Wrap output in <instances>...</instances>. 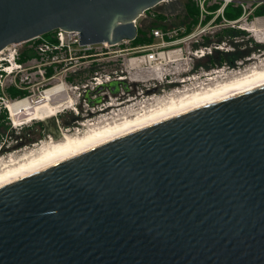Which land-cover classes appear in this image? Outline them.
Wrapping results in <instances>:
<instances>
[{
    "label": "water",
    "instance_id": "95a60500",
    "mask_svg": "<svg viewBox=\"0 0 264 264\" xmlns=\"http://www.w3.org/2000/svg\"><path fill=\"white\" fill-rule=\"evenodd\" d=\"M166 1L0 0V52L134 41ZM0 264H264V83L0 184Z\"/></svg>",
    "mask_w": 264,
    "mask_h": 264
},
{
    "label": "rangeland",
    "instance_id": "374dc122",
    "mask_svg": "<svg viewBox=\"0 0 264 264\" xmlns=\"http://www.w3.org/2000/svg\"><path fill=\"white\" fill-rule=\"evenodd\" d=\"M188 1L189 0H178L174 4L162 3L147 11L145 15L140 18L137 27V38L141 30L145 31L147 38L153 37V44L150 45L146 43L136 44V38L134 41H125L116 46H111L110 48L96 45L90 50H82L76 55H68L67 59H65L64 55H60L59 53H55L58 57L55 56L54 58L39 55L36 50L37 46L43 43H57V33L54 31L42 36L41 39L36 38L26 43L10 46V49L5 51L6 53L2 55V57L6 58L10 53L15 52V54H17V61L23 65L24 72L18 76L16 82L12 77L4 76L1 78L0 73V161L7 160L10 156L22 155L35 148L36 145L47 142L49 137L60 140L62 134L66 131L72 130L71 135H73V133H75L73 130L77 128L83 129L82 125L96 122L101 124L103 121L106 122L104 120L106 118L107 121L111 122L114 115L116 116L114 117L117 118V116L120 115L119 112L121 113L127 108H143V106H147L150 102L152 103V99L167 96L169 94L171 95V93L176 90H183V88H165L163 92L150 93L146 96L147 92L156 88V85L159 86L160 83L167 85V81L164 77L171 80L182 77L185 73H192L190 79H188L189 82L187 80L186 86L190 87L192 85L196 88L201 83H208L209 79L212 77L221 76L222 78H219L221 80L228 76L233 78L236 75L248 72V69L254 66H264V44L259 43V40L264 41V30L259 35L260 37L254 36L253 32L247 30L256 24L255 21L258 18H264V14L262 13V9H264V0H231L227 5L228 7H225V2L219 1V9L217 10L219 16L217 17L216 14L207 16L205 14L207 17H203V25L207 26L208 24L206 23L212 21L211 19H216L215 23L212 24V27L208 28L207 31L214 32L218 35L217 37H219L221 42L227 43L228 45H224L223 47H225V49H232L233 51L230 53L235 52L236 55L233 57V61H226L223 58L221 64L217 62L210 64L211 61L207 59L203 64L204 68H198L196 67L198 60L192 55H189L187 51L188 47H190V49L195 47L193 41L190 40L187 44L175 46L182 48L183 52L182 54L173 55V57L170 56V59H178V61L169 64L164 63L161 66L163 81L155 80L157 78L153 76V72H148L147 64L142 63L137 68L132 67L133 65L131 64V66L129 61L132 58L141 56L139 55L140 53L138 54L137 52L142 47L161 42L155 39V31L174 34L186 32L188 26L184 25V21H187L185 20L187 16L184 5ZM191 1L197 6L198 0ZM215 5H217L216 0H208L205 4L206 11L214 12L211 8ZM226 10L229 12V16H238L239 12H241V14L238 19L230 20L224 15V13L226 14ZM238 10L241 11L238 12ZM159 15H162L161 17L163 18H160ZM209 17H211V19L206 22ZM199 19H201V17H199ZM198 24L193 27L192 30H195ZM216 24H218V26ZM151 27H153V29ZM216 35H210L213 41H218L216 40ZM222 54L224 55V53ZM71 56H73L72 59H70ZM189 56L193 60L189 59ZM52 61H55L53 62L55 64H52ZM263 66L262 68H264ZM132 68H134V70ZM50 70H52V73L48 75ZM96 74H109L112 76L121 75L128 77V79L133 82L141 81L139 82L141 86H139L137 94L143 97H138L136 100L126 102V100H118L114 96L105 100L104 95H92L90 96L91 100H96L98 98L103 99L100 104L92 106L89 99H86V94L82 86L87 84L92 77H96ZM15 83L17 85H15ZM57 84H64L67 87L68 95L75 100V107L72 106L70 109L46 122L35 121L30 123L24 120L25 123L23 122L20 126H13L9 119V113L7 109H5L6 107L4 108V103L1 102V98H3L5 102L17 101L24 99L20 96V92H24L27 94L26 98L34 96V99H36L42 94V91ZM15 94L17 95L15 96ZM67 97V95L63 94L59 96L54 103H58V101L62 100L65 101ZM132 97H134V95L130 97L126 96L125 98ZM144 102L145 105H143ZM113 103L115 105L109 109L110 112H102ZM99 110H101V112H99ZM96 112L99 113L97 114Z\"/></svg>",
    "mask_w": 264,
    "mask_h": 264
},
{
    "label": "bare ground",
    "instance_id": "6f19581e",
    "mask_svg": "<svg viewBox=\"0 0 264 264\" xmlns=\"http://www.w3.org/2000/svg\"><path fill=\"white\" fill-rule=\"evenodd\" d=\"M255 22L256 24L247 30L249 32H253L254 36L257 37L264 30V18H258ZM259 43L264 44V41L259 40ZM105 45L112 46L108 43ZM4 53L5 52H2L0 55H3ZM152 59L153 58L150 57L146 60V63H148L147 70L148 72H153L154 75H152L157 78L155 80L161 81H163L161 66L164 63L169 64L171 62L178 61V59L169 60L165 55L160 56L161 61L158 60L157 62H152ZM136 62L137 61H133L132 65L137 68L139 63ZM262 66L257 65L248 69V72L236 76L232 75L234 76L233 78L228 76L221 80L219 79L222 78L221 76L215 78L212 77L209 79L208 83H201L196 88L191 84L190 87L183 86V90L173 91L171 95L169 94L158 98L155 97L156 99L151 98L152 103L150 102V104L143 106V108H127L125 111L123 110L121 113L119 112L120 115H118L117 118H115L116 116L114 115L115 117L113 116L111 122L107 121L106 118L104 119L106 122L103 121L101 124L96 122L82 125L83 129L77 128L76 130H73V132H75L73 135H71L72 130L66 131L62 134V138L60 140L49 137L47 142L36 145L35 148L23 153L22 155L10 156L9 159L0 161V184L192 106L219 99L264 83V68H262ZM132 69L134 70V68ZM187 80L185 84L187 83ZM67 90L68 89L64 84H57L44 90L36 99L32 96L13 102H6V109L14 123V126H20L24 120L25 122L30 123L35 121L46 122L60 113L70 109L72 106L75 107V100L68 95ZM63 94L68 96L67 100L54 103V101ZM114 105V103L111 104L102 112L109 111V109ZM143 105H145V102ZM99 112H101V110H99Z\"/></svg>",
    "mask_w": 264,
    "mask_h": 264
},
{
    "label": "built area",
    "instance_id": "2783aa9c",
    "mask_svg": "<svg viewBox=\"0 0 264 264\" xmlns=\"http://www.w3.org/2000/svg\"><path fill=\"white\" fill-rule=\"evenodd\" d=\"M176 1H178V0H167L165 3H174ZM207 1L208 0H198L197 1L198 2L197 7H199V9H200L199 17H201V19H199V24L196 27L197 29L195 28V30H193L189 34H185V32H182L181 34H178V33L174 34V33H170V32L169 33H163L161 31H155L154 32L155 39L157 41L159 40L161 42H159L158 44L151 45V46L142 47L137 52L138 54L140 53L139 55H141V56L130 59V61H129L130 65L133 63V61H137L136 63H139V65L142 62H144V64H148V63H146V60H147V58H150V57L153 58L152 62H157L158 60H160L161 55H165L167 59L171 60L170 56L173 57V55L182 54V52H183L182 48L175 47V46L184 44V41H187V40H188L187 42L192 40L193 45H198L197 48L194 47L193 49L188 50V52H189L188 54L192 55L196 60H203L206 58L211 59L214 55H216L217 52L224 53V54L232 52L233 51L232 49H230V48L225 49V47H223L224 45H228L225 42H221L219 44L217 42H215V44L211 43L210 45H203L202 44V43H204L205 38L211 37L210 35L215 34L214 32H208L207 29L212 27V24H214L216 21V19H214V20L211 19L212 21H209L208 23H206V24H208L206 26V25H203V22H204L203 17H207L208 15H211V14H216L217 17L219 16V13H217V11H214V12H207L206 11L205 4ZM216 1H217V5H218L219 4L218 2L221 0H216ZM223 2H225V7H226L231 2V0H223ZM146 12H144L142 15H140L139 19L134 21L135 27H138V21L140 20L141 17H143L145 15ZM205 14L207 16H205ZM55 32L57 33V35H56L57 43L56 44L43 43L40 46H37L36 50L38 51L39 55L54 58L55 56L58 57L55 53H57V54L59 53L60 55H64L65 59H67L68 55H76L78 52H80L82 50H85V51L90 50L93 46H96V45H91V46L80 45L78 32L64 31V30H57ZM182 34H184L185 37L183 39L176 40V39L180 38ZM178 35H179V37H178ZM38 38L41 39L42 36L38 37ZM105 44L106 43L99 44V45L104 46L105 48L111 47L108 45L106 46ZM8 49H10V46L7 47L2 52H5ZM2 52H0V54ZM72 57L73 56H71L70 59H72ZM188 58L193 60L190 56ZM53 62H55V61H52L51 63L55 64ZM56 62H58V61H56ZM132 67H134V66H132ZM23 72H24L23 65L17 61V54H15V52L10 53V55L6 58L2 57V55H0L1 78H3L4 76L12 77V79H14L16 82V80H18L17 79L18 76L20 74H22ZM123 79L124 78L121 75L112 76L109 74H96V77H92V79L82 87L85 91V94H87L88 92H94L100 86H106V85H109L113 82L122 81ZM0 84H1V79H0ZM15 85H17V84L15 83ZM75 88H77V87H75ZM105 94H109L108 89H106L103 93H101L102 96ZM1 102L4 103V108H5L7 105H6V102L4 101L3 98H1ZM7 102H10V101H7ZM13 125H14V123H13Z\"/></svg>",
    "mask_w": 264,
    "mask_h": 264
},
{
    "label": "flooded vegetation",
    "instance_id": "af4514ba",
    "mask_svg": "<svg viewBox=\"0 0 264 264\" xmlns=\"http://www.w3.org/2000/svg\"><path fill=\"white\" fill-rule=\"evenodd\" d=\"M221 1H223V0H221ZM217 26H218V24H216ZM214 35H216V34H214ZM185 37V35H183V36H181L180 38H178V39H176V40H179V39H183ZM216 40H218V41H213L212 39H211V37H207V38H205V40H204V43H202L203 45H210L211 43L212 44H215V42H217L218 44L219 43H221V41H220V39H219V37H217V35H216ZM188 41V40H187ZM187 41H184V44H187L188 42ZM182 45V44H181ZM177 46H179V45H177ZM184 46V45H183ZM189 46H190V44H189ZM195 46V48H197L198 47V45H194ZM185 47V46H184ZM190 49V47H188L187 48V51ZM235 53V52H234ZM233 53V54H234ZM232 54V53H231ZM223 56V54L222 53H220V52H217L216 53V55H214L211 59L210 58H206V59H203V60H198V62H197V64H196V67H200V68H204L203 67V64L205 63V61L208 59V60H212V59H214V61H215V59H219V61H220V57H222ZM217 62V63H220V62ZM201 64V65H200ZM209 64V63H208ZM210 64H212V63H210ZM191 74L192 73H190V74H188V73H185V75L183 74L182 75V77H177V78H174V79H171V80H168L167 79V77H165V79H166V81H167V85H163V83H160V85L158 86V85H156L155 87V89H153L152 91H149L147 94H146V96L148 95V94H150V93H160V92H163L164 91V89L165 88H168V89H180L181 87L183 88V86H186V84H185V82H186V80L187 79H190V77H191ZM189 75V76H188ZM124 79L122 80V81H119V86H118V88H119V93H118V95L116 96V98L119 100V99H121V100H126V102H128V101H130V100H136L138 97H143L142 95H140L139 96V94H137L138 92H137V90H138V88H139V86H141V85H139L140 83L139 82H137V81H135V82H132L131 80H129L128 79V77H126V76H122ZM157 84V83H156ZM181 88V89H182ZM147 90H149V89H147ZM132 95H134V97H132V98H125L126 96H128V97H130V96H132ZM105 97V100H108L109 99V97H113L112 96V94L110 93V91H109V94H105L104 95ZM101 100H103L102 98H101ZM9 119L11 120V122H12V124H13V121H12V119L10 118V116H9ZM14 126V125H13Z\"/></svg>",
    "mask_w": 264,
    "mask_h": 264
},
{
    "label": "trees",
    "instance_id": "16d2710c",
    "mask_svg": "<svg viewBox=\"0 0 264 264\" xmlns=\"http://www.w3.org/2000/svg\"><path fill=\"white\" fill-rule=\"evenodd\" d=\"M174 3H172V4H174ZM184 9L186 11V16H187V17H185V20H187V21H184V23H185L184 25H187L188 28H189V29L188 28L186 29L185 34H189V33H191L193 31L192 30L193 27H195L198 24L200 11H199L198 7L195 5V3H193L191 0H189L184 5ZM218 9H219V4L218 5H215L214 7L211 8V10H213V11H217ZM239 11H241V10H238V12ZM262 11H263L262 13L264 14V9H262ZM240 14H241V12H239L238 16H236V15L235 16L234 15L229 16V12H227V10H226V14L224 13V15L227 16V18L230 19V20H236V19H238L239 16H240ZM161 16L162 15H159L160 18H163ZM210 19H211V17H209L208 20H206V22L209 21ZM151 28L153 29V27H151ZM157 28H162V27H157ZM146 35H147L146 32L143 31V30H141L139 32V37L137 38V40H135L136 44H144V43H146L147 45L153 44V37L147 38ZM183 35L184 34H182L181 36H183ZM235 55H236L235 53L234 54L233 53L232 54L231 53H226L222 57H220L221 58L220 61H219V59H215V61H214V59H212L210 63L214 64L213 62L216 63V62L219 61L220 64H221V61L223 60V58L226 61L227 60L233 61L232 59H233V57ZM51 73H52V70H50V72L48 73V75H50ZM16 95L17 94H15V96ZM20 96H22L23 98H26L27 94L24 93V92H20Z\"/></svg>",
    "mask_w": 264,
    "mask_h": 264
}]
</instances>
